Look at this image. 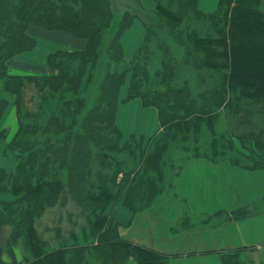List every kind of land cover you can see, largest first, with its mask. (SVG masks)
<instances>
[{
  "label": "trees",
  "instance_id": "trees-1",
  "mask_svg": "<svg viewBox=\"0 0 264 264\" xmlns=\"http://www.w3.org/2000/svg\"><path fill=\"white\" fill-rule=\"evenodd\" d=\"M154 1L149 9L142 0L123 5L117 0H0V78L5 91L16 96L19 124L9 142L7 131H0L5 155L16 160L12 170L0 167V192L14 198L0 200V264H171L177 254L124 237L109 206L123 199L134 213L146 210L165 189L172 142L199 141L203 126L216 134L226 108L230 117L239 114L238 125L264 110L263 0H220L209 13L199 8V0ZM189 16V22L208 20L209 25L192 29ZM136 19L146 28L145 40L127 60L121 38ZM31 24L66 30L87 44L50 54L52 73L10 74L9 60L37 45ZM129 74L122 101L137 97L158 110L162 133L153 151L142 137L130 135L131 141L121 142L117 109ZM193 77L199 86L189 84ZM8 104V98H0V123ZM221 138L224 151L215 137L213 150L188 158H228L234 165L264 168L263 130ZM121 152L133 156L138 167ZM49 216L56 221L49 223ZM20 245L29 251L21 259ZM244 250L219 251L222 263L254 264Z\"/></svg>",
  "mask_w": 264,
  "mask_h": 264
},
{
  "label": "crops",
  "instance_id": "crops-1",
  "mask_svg": "<svg viewBox=\"0 0 264 264\" xmlns=\"http://www.w3.org/2000/svg\"><path fill=\"white\" fill-rule=\"evenodd\" d=\"M142 3L149 9H154L156 5L154 0H142ZM219 5L220 0H199V8L206 13L216 11ZM261 8L264 11V0ZM45 29L36 24L30 25L29 33L37 38V45L33 50L17 54L9 60L10 74L52 73L53 70L46 65L50 53L39 57L43 62L36 65V67L45 65L47 72L24 70L28 63L35 64L37 61L34 59H38L36 53L38 48L47 49L46 42L52 34L65 36V50L83 49L87 44L85 38L76 37L66 30ZM145 35L146 28L139 19L124 32L121 40L127 60H130L143 44ZM128 47H131L129 53ZM60 49L63 48L59 47L57 50ZM44 70L42 68V71ZM130 78L129 74L124 89L122 87L123 90L126 89L125 93L121 89V102L117 109V124L125 137L122 112L124 104L131 101L125 103L122 99L127 96ZM0 98L9 100L0 123V131L3 129L7 131L5 139L9 142L19 126L16 96L5 91V79L2 78ZM136 99H139L143 106L142 100L137 97ZM145 108H153L157 115L158 121L152 124L154 128L145 123L143 125L145 130L130 134L135 133L138 138H144L151 150L162 130L158 110L154 107ZM4 149L0 134V167L12 170L16 160L13 156L5 155ZM168 171L174 172L171 188L153 204L165 205L164 217L159 216L156 211L143 210L134 213L124 205L123 199L111 203L108 211L115 222L121 225L124 237L162 252L177 254L172 258L171 264H223L219 251L241 248L245 249L243 253L254 264H264V168L234 165L228 158L215 160L210 157L191 156L184 161V165L176 164L175 167H169ZM12 199L14 198L11 193L0 192V200ZM239 210H246L247 213L240 217L236 216L235 213ZM9 233L10 228L6 227L4 237L6 238ZM17 256L21 259L18 251ZM4 258L6 261L10 260L6 253Z\"/></svg>",
  "mask_w": 264,
  "mask_h": 264
},
{
  "label": "rangeland",
  "instance_id": "rangeland-1",
  "mask_svg": "<svg viewBox=\"0 0 264 264\" xmlns=\"http://www.w3.org/2000/svg\"><path fill=\"white\" fill-rule=\"evenodd\" d=\"M126 1L127 0H117L119 5H123V3H126ZM163 3L166 4L165 0H163ZM117 12L122 13V10H118ZM191 17L192 16L187 17V19H186L187 22L192 20ZM189 24H190V28H192V29L196 28L197 31H200V30H203L202 28L206 29L203 25H209V21L206 20L204 23H201L199 21H194V22L192 21V22H189ZM34 25L31 24V26H34ZM45 30H47V29H45ZM117 30H118V26L113 25L111 28V31L115 32ZM136 39H137V37H136ZM46 43L48 44L47 49L45 48L44 50H41V47L37 49L36 53H37L38 59L34 56V58H36L34 60H37V61L35 62V64L34 63H28L27 66L24 68V70H26V72H28V71L32 72L33 70L40 72V73L47 72L46 71L47 68L45 65L43 67H41V66L36 67V65L43 62V60L40 59L42 56H46L48 53H50V54L54 53L59 47L65 49L64 48L65 47V45H64L65 44V36L52 34L49 37V41H47ZM127 50H128V53L131 52V47H128ZM50 54L48 55V57L50 56ZM48 57H47L46 65H48ZM42 68H44L45 70L42 71ZM210 73L211 72H209V74ZM215 74H216V72H215ZM216 75L220 76V73H217ZM87 79H88V75L85 76V78H84L83 89L86 87ZM188 82L191 86H197V85L199 86V80L195 79V77L191 78ZM216 84H218V83L215 82V85ZM96 89H97V87H96ZM123 89H124V87H123ZM123 89H122V91H123V93H125L126 89L125 90H123ZM129 101H131V102H129L128 104H124V108H123V112H122V120H123L122 126L126 132V137H125V135H123V137L121 139L122 143H126L129 140L131 141L130 135L137 136V134H135V133L130 134V132H137V131H140L143 129L145 130V127L143 126L145 123L147 124V126H152L153 123L158 121L157 115L155 114L153 108L143 107L142 104L140 103V100L136 99V98L131 99ZM227 111H229V109H227V108L222 110L220 113L221 116L218 117L217 123L215 125V130H214V132L216 134L212 135L213 133L210 130H208L205 126H203L201 131H200V134H199V141L194 142L195 140L192 137L191 138L189 137L184 142L182 140H177L178 142H176V143L172 142V144H173L172 150L173 151L171 152V154H174V158H171V154H170L169 158L167 157L166 164L168 167L166 166V168H165L167 181H166V185H165V189H164L163 193H161L158 197H160L162 194H164L166 192H169V189L171 188L169 181H170V178L172 179V175L174 172L167 171L169 169V165L177 164V165L182 166V165H184V161L188 159V156L194 155L197 152L198 153L201 152V153H203V155H206V153L213 150V147H214L213 146V141H214L213 138H215V137L217 138V141H218V143L216 144L218 147V150L224 151L225 146H224V148H223V146H221L222 145V141H221L222 135L225 137L226 136L229 137V133H234V132H237V133L247 132L248 133L251 130H252V132H254V131L259 132L260 130L264 131V110H261L259 112H257V110H255L254 113H252L253 116L249 117L247 114L248 111L246 110V108H243L242 114H246L248 116V119L242 120L243 125H245L244 129H243V125H238L239 119H240L239 114L237 116L232 115L233 117H230L229 114H227ZM152 128H154V126H152ZM152 128H151V130H152ZM142 144L145 147L148 146L147 147L148 152L153 151L155 146H156V145H154V148L150 150L149 143L144 141V143L142 142ZM155 144H156V141H155ZM236 144L238 147H240V143L238 141L236 142ZM236 144L234 145V147L232 149L229 150L230 153L234 154V150L237 147ZM197 146H199V150L196 149ZM123 155H125V156L127 155L126 157H127V159H129L131 164L137 165L138 162L134 163L135 158H133V156L128 155L127 152L121 154V156H123ZM183 155H186V156H183ZM256 158H258V157H256ZM243 160L246 163L250 162V161L245 160V159H243ZM172 163H174V164H172ZM136 167H138V165ZM122 176L123 175L121 173L120 178ZM119 201H121V200H118L117 202H119ZM164 206L165 205H157V206L151 205L149 208H146V210L150 211V212L156 211L159 214V216L164 217L165 216L164 212H165V208H166ZM146 210H144V211H146ZM48 219H49V223L56 221V217L54 218L52 216H49ZM64 219H65V217H64ZM196 221L197 220H195V222ZM43 225H44V222L42 224V227H43ZM53 225L55 226V223ZM171 232H172V230H171ZM47 235L51 239L50 234H47ZM17 250H18L21 258L25 257V254L29 255V251L26 250L25 248H23V245H20L17 248ZM244 255L247 257L246 254H244ZM132 264H134V262Z\"/></svg>",
  "mask_w": 264,
  "mask_h": 264
},
{
  "label": "bare ground",
  "instance_id": "bare-ground-1",
  "mask_svg": "<svg viewBox=\"0 0 264 264\" xmlns=\"http://www.w3.org/2000/svg\"><path fill=\"white\" fill-rule=\"evenodd\" d=\"M47 46V45H46ZM45 49V48H44ZM44 49H42V47H41V50H44Z\"/></svg>",
  "mask_w": 264,
  "mask_h": 264
}]
</instances>
